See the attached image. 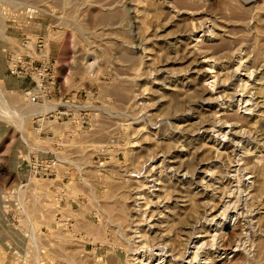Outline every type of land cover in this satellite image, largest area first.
Instances as JSON below:
<instances>
[{"label":"rangeland","instance_id":"obj_1","mask_svg":"<svg viewBox=\"0 0 264 264\" xmlns=\"http://www.w3.org/2000/svg\"><path fill=\"white\" fill-rule=\"evenodd\" d=\"M0 264H264V0H0Z\"/></svg>","mask_w":264,"mask_h":264},{"label":"bare ground","instance_id":"obj_2","mask_svg":"<svg viewBox=\"0 0 264 264\" xmlns=\"http://www.w3.org/2000/svg\"><path fill=\"white\" fill-rule=\"evenodd\" d=\"M239 63V62H238ZM236 67H238V66H236ZM234 70H236V68L234 69ZM214 76V75H213ZM211 78H213L212 76H211ZM210 78V79H211ZM215 79H217V78H215ZM211 81V83H214L215 81H214V79L213 80H210ZM214 85V84H213ZM214 89V88H213ZM241 95V94H240ZM238 99V98H237ZM240 100L242 99V97H240L239 98ZM243 100V99H242ZM244 102H248L247 101V99L244 101ZM243 104V103H242ZM245 105V104H244ZM222 132V131H221ZM138 182V181H137ZM141 182V181H140ZM142 183H143V181H142ZM142 183H141V185H142ZM138 184V183H137ZM138 186H140V184L138 185ZM139 188H141V189H143L141 186L139 187ZM140 190V189H139ZM137 192V191H136ZM141 192V191H140ZM144 192V191H143ZM142 193V192H141ZM145 193V192H144ZM137 194H138V192H137ZM139 195V194H138ZM145 195V194H144ZM141 196H143V194L142 195H140L139 197H141ZM135 197V196H134ZM138 196H137V198H139ZM142 198V197H141ZM143 198H145V197H143ZM142 198V199H143ZM145 201V200H144ZM236 202V201H235ZM137 204V203H136ZM225 205V204H224ZM140 206V205H139ZM146 207V206H145ZM247 208V207H246ZM140 210V209H139ZM140 212V211H139ZM137 213V212H136ZM139 214V213H138ZM140 217V216H139ZM144 220V219H143ZM138 223V222H137ZM131 232H132V230H131ZM133 233H134V230H133ZM142 234H144V233H142ZM133 236V235H132ZM196 239H197V235H196ZM193 240H194V238H193ZM192 242V241H191ZM195 251V250H194ZM194 251H193V253H194ZM159 253V252H158ZM157 252L155 253L156 255H158V257L160 256V254H158ZM142 261V260H141ZM132 262V261H131ZM138 262H140V261H138ZM134 263V262H133ZM146 263V262H145Z\"/></svg>","mask_w":264,"mask_h":264}]
</instances>
